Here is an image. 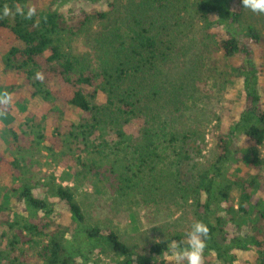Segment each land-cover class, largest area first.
<instances>
[{"label":"trees","instance_id":"16d2710c","mask_svg":"<svg viewBox=\"0 0 264 264\" xmlns=\"http://www.w3.org/2000/svg\"><path fill=\"white\" fill-rule=\"evenodd\" d=\"M117 1L0 0V29H6L11 37L1 56V73L14 75L29 99L38 98L47 104L46 116L53 128L48 137L38 130L17 134L9 129V145L20 150L43 148L68 159L71 152L76 154L75 161L70 159L66 164L69 173L63 178L74 181L75 187L51 178L46 188L39 190L38 183L31 185L25 178L19 159L0 153V171H8L13 178L9 188H0V228L13 231L12 245L21 235L45 239L38 258L20 259L19 264L31 260V264H85L92 251L98 256L107 250L117 258L112 257L111 264H177L174 246L186 247L191 231L129 246L114 230L84 223L75 199V188L81 186L79 178L84 186L99 188L110 176L115 181L113 188L132 198L135 191L142 194L139 189L152 191L153 186L164 195L174 193L170 189L174 182L176 204L191 201L197 221L209 229L202 264H264V174L259 173L264 158L258 150L264 142L260 88L264 37L254 24L243 22L246 8L241 0L192 1L206 33L217 39L222 58L237 61L231 83L236 85L240 108L232 111V122L215 135L219 149L215 161L182 184L180 163L193 160L196 167L206 136L196 129L182 135L166 130L154 102L183 104L187 100L182 98L183 91L189 90L192 82L155 77L152 96L145 93L142 84L146 73L164 62L165 52L160 46H166L158 39L155 26L158 11L179 0H152L156 7L150 6V21L138 10L133 26H126L124 38L117 47L109 48L97 67L86 66L81 53L69 46V41L89 24L108 15L102 8L86 9L78 2L104 4L110 11ZM5 7L10 10L7 16L3 15ZM16 8L25 12L35 9V14L31 18L21 16ZM37 73L42 74V80L36 79ZM13 88L12 83L0 85L1 106ZM24 102L21 99L17 107L25 109ZM30 138L31 145L27 144ZM44 191L49 192L45 197ZM23 213L34 219L22 218ZM2 260L17 264V259L11 260L0 251Z\"/></svg>","mask_w":264,"mask_h":264},{"label":"rangeland","instance_id":"374dc122","mask_svg":"<svg viewBox=\"0 0 264 264\" xmlns=\"http://www.w3.org/2000/svg\"><path fill=\"white\" fill-rule=\"evenodd\" d=\"M173 1V0H169ZM193 0H179L170 8L158 11L156 33L158 39L165 42V47L160 48L165 52L164 62L146 73L147 79L142 82L145 93L152 96V81L155 77L171 82L180 83L183 80L192 82L189 90L183 91V104L165 105L163 101H155L159 108L160 123L166 130L177 131L182 135L188 129H196L205 134V146L202 155L193 167L192 161L180 163V178L182 184L190 182L198 171L212 164L218 153L215 135L222 128H226L233 120V110L240 108L239 94L235 90L233 67L237 61L229 62L222 58L218 50L217 39L209 37L205 31V24L192 5ZM142 3L143 6H140ZM73 4V3H71ZM78 4L86 9L102 8L108 15L102 20H95L83 31L81 35L69 41L70 48L81 53L83 63L89 67H97L101 60L107 56V51L112 46L117 47L118 42L124 38L125 29L133 26L135 15L139 12L145 14V20L150 21V6L156 7L152 0H118L113 10H108L104 4ZM159 6V5H158ZM158 8V7H157ZM243 22L254 24L259 33L264 37V13H255L246 8ZM11 43V37L6 29H0V85L14 84V88L7 99L0 105V153L8 158H17L22 169L26 172L25 178L29 183L40 186L44 190L51 178L63 186L75 187L74 181L63 180L69 173L67 163L70 159L75 161L76 154L71 152L70 159L49 154L43 148L25 147L17 149L10 144L9 129L20 134L31 133L38 130L44 135L51 136L52 124L46 116L48 106L38 98L29 99L24 88L14 75L1 73V56ZM159 66V67H158ZM156 73V74H155ZM155 74V75H154ZM260 89L264 101V66L261 69ZM233 82V80H232ZM240 87V86H239ZM237 94V95H236ZM99 96V99H103ZM243 97H241L242 99ZM25 99V109H19L17 103ZM182 100V101H183ZM6 112H4V111ZM198 143V142H197ZM31 145V138L27 140ZM46 141H44V145ZM165 145H168L167 143ZM190 145V143H189ZM259 155L264 158V142L258 147ZM75 152L78 153L74 149ZM260 174H264V166L260 167ZM107 175H109L107 173ZM108 176H104L106 178ZM75 188V199L82 209L84 223L100 228H110L119 236L120 240L129 246H143L170 237L177 231H191L192 225L197 222L196 208L189 201L182 205L176 204V190L171 182L174 193L139 189L142 194L134 192V198L123 195L113 188L115 181L112 176L101 187L94 185ZM13 178L8 171H0V188H9ZM36 185V184H35ZM144 186V185H143ZM147 186V183H146ZM34 188L36 186L33 185ZM38 189V188H36ZM38 190V191H39ZM139 192V193H140ZM49 192H42L45 197ZM151 193L153 194L151 196ZM54 205L56 200L51 198ZM57 209L58 206H55ZM26 220L34 216L21 214ZM6 228H0V251L9 259H36L45 239L20 236L18 243L11 244V233ZM18 233V232H17ZM70 241L72 237L65 234ZM117 259L112 252L95 255L92 251L90 260L85 264H111V258ZM5 260L0 262L4 264ZM28 264L27 262H25ZM33 261H29V264ZM40 263V262H38Z\"/></svg>","mask_w":264,"mask_h":264},{"label":"clouds","instance_id":"9594fccd","mask_svg":"<svg viewBox=\"0 0 264 264\" xmlns=\"http://www.w3.org/2000/svg\"><path fill=\"white\" fill-rule=\"evenodd\" d=\"M243 8H247L255 13H264V0H241ZM16 14L31 18L35 14V9H28L27 12L23 8H16ZM9 8L3 9V15H9ZM36 79L42 80L40 73L36 74ZM7 102V98L5 100ZM208 227L203 222L197 221L192 225V230L188 234V243L186 247L176 248L174 246V257L177 264L181 261H187V264H202V254L206 247V239L208 235Z\"/></svg>","mask_w":264,"mask_h":264}]
</instances>
